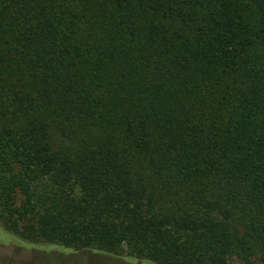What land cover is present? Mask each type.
<instances>
[{
    "label": "trees",
    "instance_id": "1",
    "mask_svg": "<svg viewBox=\"0 0 264 264\" xmlns=\"http://www.w3.org/2000/svg\"><path fill=\"white\" fill-rule=\"evenodd\" d=\"M0 231L264 264V0H0Z\"/></svg>",
    "mask_w": 264,
    "mask_h": 264
},
{
    "label": "rangeland",
    "instance_id": "2",
    "mask_svg": "<svg viewBox=\"0 0 264 264\" xmlns=\"http://www.w3.org/2000/svg\"><path fill=\"white\" fill-rule=\"evenodd\" d=\"M0 264H135L121 256L93 251H44L0 231ZM138 264V263H136ZM153 264V263H148Z\"/></svg>",
    "mask_w": 264,
    "mask_h": 264
}]
</instances>
